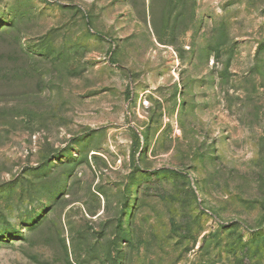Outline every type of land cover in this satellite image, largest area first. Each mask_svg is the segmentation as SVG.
<instances>
[{"label":"rangeland","instance_id":"obj_1","mask_svg":"<svg viewBox=\"0 0 264 264\" xmlns=\"http://www.w3.org/2000/svg\"><path fill=\"white\" fill-rule=\"evenodd\" d=\"M0 264H264V0H0Z\"/></svg>","mask_w":264,"mask_h":264}]
</instances>
